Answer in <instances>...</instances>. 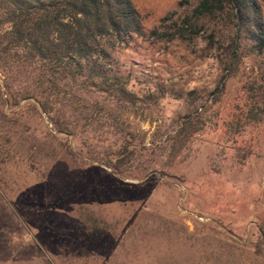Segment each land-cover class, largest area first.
<instances>
[{
    "label": "rangeland",
    "instance_id": "obj_1",
    "mask_svg": "<svg viewBox=\"0 0 264 264\" xmlns=\"http://www.w3.org/2000/svg\"><path fill=\"white\" fill-rule=\"evenodd\" d=\"M131 1L146 35L184 9L181 0ZM204 48L137 40L112 51L117 74L130 77L140 98L136 110L121 113L139 155L123 174L98 160L119 145L108 137L69 138L41 159L35 113L24 101L5 108L0 100V111L19 123L11 143L1 144L0 264H264V108L255 120L249 113L263 105L264 54L242 48L230 74ZM3 81L0 70L5 100ZM187 115L196 125L167 155L159 147ZM92 220L96 232L86 227Z\"/></svg>",
    "mask_w": 264,
    "mask_h": 264
},
{
    "label": "trees",
    "instance_id": "obj_2",
    "mask_svg": "<svg viewBox=\"0 0 264 264\" xmlns=\"http://www.w3.org/2000/svg\"><path fill=\"white\" fill-rule=\"evenodd\" d=\"M178 8H184L181 14L176 10L167 14L146 35L131 0H0V70L7 95L4 100L0 92V100L5 108L24 101L26 110L35 113L38 157H50L56 153L54 144H69V138L87 144L90 135L95 144L105 137L109 144H119L98 158L114 173L135 166L139 155L129 149L134 136L121 113L136 110L140 98L129 87L130 77L117 74L115 49H130L137 40L164 47L201 42L230 74L244 56L242 48L256 56L264 54V15L258 0H181ZM262 101L249 112L254 120L263 112ZM18 124L0 111V156L1 144L11 143L10 128ZM195 125L187 115L159 149L174 156ZM61 149L76 156L69 147ZM92 222L86 227L98 231V221Z\"/></svg>",
    "mask_w": 264,
    "mask_h": 264
}]
</instances>
